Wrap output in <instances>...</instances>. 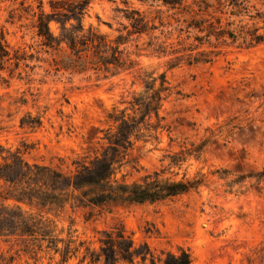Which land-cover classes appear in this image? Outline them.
I'll list each match as a JSON object with an SVG mask.
<instances>
[{
  "label": "trees",
  "instance_id": "trees-1",
  "mask_svg": "<svg viewBox=\"0 0 264 264\" xmlns=\"http://www.w3.org/2000/svg\"><path fill=\"white\" fill-rule=\"evenodd\" d=\"M91 1L49 0L46 10L42 0L37 5L21 0L9 11L6 21L13 25L19 22L24 34L31 33L32 42L11 46L1 33L0 69L7 70L11 77L17 74L27 83H45L62 76H94L101 80L130 74L131 84L138 88L123 95L107 112V127L100 137L105 142L102 151L74 158L72 168L30 162L26 153L31 147L25 142L23 148L0 145V240L12 242L7 251L0 249V264H13L20 253L37 261L41 251L60 253V264H65L70 254L79 250L72 247L75 239L70 231L67 239L59 237L56 224L45 216L50 212H62L67 206L158 204L197 192L207 184V176L198 172L179 177L178 170L190 158L200 159L214 135L240 127L231 124L233 117L219 126L218 134L211 130V135L198 143L183 142L178 151L166 150L160 159L167 161L165 166L131 181L125 174L118 176L121 167L129 162L123 160L136 140L154 138L160 143L163 131L170 133L171 126L161 114L163 104L172 95L183 97L165 72L141 67L138 58L142 54L165 58L172 69L210 63L225 47L254 48L264 44V11L250 5V0H138L140 7L116 8L118 26L107 33L84 25ZM52 22L58 24V33L52 31ZM20 101L25 103L26 98ZM41 124V116L30 112L20 119V126L30 130ZM222 173L219 178L226 179L229 172ZM247 179L260 184L264 167L239 174L227 185L238 186L241 192ZM33 209L37 212L30 211ZM99 242L98 250L86 247L76 264L193 262L191 253L184 248L166 251L163 259H157L146 243L137 246L122 226L104 230ZM59 243H64L63 248ZM15 246L14 253L8 254Z\"/></svg>",
  "mask_w": 264,
  "mask_h": 264
},
{
  "label": "rangeland",
  "instance_id": "rangeland-1",
  "mask_svg": "<svg viewBox=\"0 0 264 264\" xmlns=\"http://www.w3.org/2000/svg\"><path fill=\"white\" fill-rule=\"evenodd\" d=\"M39 1L25 0L34 5ZM42 1L49 10V0ZM20 2L0 0V37L3 32L11 46L32 42L31 33L24 34L19 22L6 21ZM249 4L264 11V0ZM126 5L141 6L138 0H92L83 23L109 33L118 26L116 8ZM50 27L58 33L57 23ZM138 59L149 71L165 72L183 97L172 95L163 104L161 114L171 126L170 133L163 131L160 143L154 138L136 140L118 176L125 174L131 181L165 166L167 161L160 159L166 150L178 151L183 142L198 143L211 130L218 134L219 126L233 117L231 124L240 127L214 135L200 159L190 158L178 170L179 177L198 172L207 176V184L197 192L158 204L67 206L62 212L45 214L56 224L59 237L67 239L70 231L75 239L72 247L79 248L65 264L78 263L86 247L98 250L102 232L114 226H122L137 246L146 243L157 259H163L166 251L184 248L191 253L192 264H264V180L257 184L247 179L241 192L238 186L227 185L239 174L264 167V44L251 49L225 47L210 63L172 69L165 58L142 54ZM132 79L130 74L101 80L74 75L27 83L0 69V145L23 148L25 142L31 147L26 153L30 162L72 168L74 158L102 151L106 114L123 95L138 88ZM27 112L41 116L40 127L20 126ZM222 170L229 172L226 179L219 178ZM11 243L0 240V249L7 251ZM61 258L60 253L41 251L36 261L20 253L13 264H60Z\"/></svg>",
  "mask_w": 264,
  "mask_h": 264
}]
</instances>
